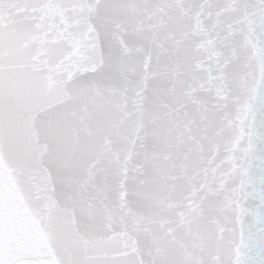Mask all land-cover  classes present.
<instances>
[{
  "label": "clouds",
  "instance_id": "obj_1",
  "mask_svg": "<svg viewBox=\"0 0 264 264\" xmlns=\"http://www.w3.org/2000/svg\"><path fill=\"white\" fill-rule=\"evenodd\" d=\"M26 7L0 36V202L18 194L55 264H165L159 220L195 228L173 264H264V0L209 6L211 64L146 0Z\"/></svg>",
  "mask_w": 264,
  "mask_h": 264
},
{
  "label": "water",
  "instance_id": "obj_2",
  "mask_svg": "<svg viewBox=\"0 0 264 264\" xmlns=\"http://www.w3.org/2000/svg\"><path fill=\"white\" fill-rule=\"evenodd\" d=\"M35 2L36 0H0V36L4 34L5 29L14 30L17 23L29 17L32 12L26 6ZM146 2L159 6L155 9L156 22H167L178 33L187 30L197 33V42L202 43L208 50V56H212L228 33L227 26L224 25L222 30L209 6L238 4L243 3L244 0H146ZM192 3L204 5L205 10L201 11L197 8L189 12L188 5ZM217 11H221L220 20H222L223 11L219 9ZM8 35L11 36L12 31ZM216 59L218 58L212 56V59L206 60L205 63H214ZM14 72L15 65L0 64V75ZM201 72H204L203 68ZM213 75L219 76L220 73L215 72ZM205 77L207 78V73ZM217 131L223 135L222 130ZM18 199L17 193L6 192L3 201L0 202V264H55L57 259L55 253L46 247L42 239L34 240L30 209L26 206L21 207ZM147 228L165 264L174 262L175 257L171 252L170 244L175 243L177 239L181 246L186 241L191 247L196 245L195 228L191 224H179L178 228L177 222L159 220L149 222ZM178 232L180 236H177Z\"/></svg>",
  "mask_w": 264,
  "mask_h": 264
}]
</instances>
